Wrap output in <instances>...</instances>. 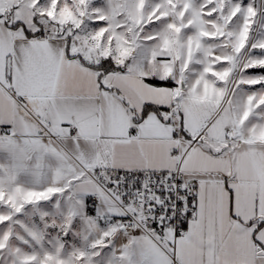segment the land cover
<instances>
[{"label":"snow or ice","instance_id":"1","mask_svg":"<svg viewBox=\"0 0 264 264\" xmlns=\"http://www.w3.org/2000/svg\"><path fill=\"white\" fill-rule=\"evenodd\" d=\"M0 264H264V0H0Z\"/></svg>","mask_w":264,"mask_h":264}]
</instances>
